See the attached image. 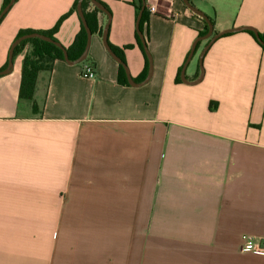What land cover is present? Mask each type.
Wrapping results in <instances>:
<instances>
[{
    "label": "crops",
    "instance_id": "crops-1",
    "mask_svg": "<svg viewBox=\"0 0 264 264\" xmlns=\"http://www.w3.org/2000/svg\"><path fill=\"white\" fill-rule=\"evenodd\" d=\"M75 1L14 0L0 21V71L20 31L51 30ZM99 1L108 43L132 46L126 66L143 81L137 0ZM190 2L214 34L264 33V0ZM146 7L154 71L142 86L119 82L102 12L84 62L40 73L37 112L19 97L23 54L0 76V264H264L241 251L244 235L264 237V49L248 32L224 35L204 56L202 81L177 83L206 22L182 0ZM80 28L73 14L55 37L69 48ZM87 64L96 79L82 77Z\"/></svg>",
    "mask_w": 264,
    "mask_h": 264
},
{
    "label": "trees",
    "instance_id": "trees-1",
    "mask_svg": "<svg viewBox=\"0 0 264 264\" xmlns=\"http://www.w3.org/2000/svg\"><path fill=\"white\" fill-rule=\"evenodd\" d=\"M80 0H76L70 9L68 13L63 15L56 25L51 29L47 31H35V30H22L18 33L15 39L27 35V34H32V33H40L43 35H46L50 38H52L54 41L59 42L58 39L55 37L57 32L59 31L62 23L71 15L77 14V8H78V3ZM99 1V0H98ZM10 0H6L3 9L9 4ZM107 10L110 12L109 8L99 1ZM137 13L139 14L140 10L143 7V2L142 0H137L135 3ZM2 9V10H3ZM82 9L85 15L86 22L92 32V34L98 33L102 35V29L99 26V21H98V15L101 12L98 10L95 6H93L91 0H83L82 3ZM148 16L149 12L147 7L145 8L141 22H140V29L142 33L144 34L145 32V23L148 22ZM79 17V16H78ZM80 19V18H79ZM213 23V20H212ZM81 28L79 33L76 35L72 45L69 48H65L68 51L69 58L71 60H75L78 57L81 56L83 53L86 42H87V33L85 31V28L80 20ZM147 32V31H146ZM208 32V25L206 23L205 30L200 33V36L205 35ZM250 35L254 37V39L257 41L255 35L253 32H248ZM148 36V35H147ZM261 38L264 41V33L260 34ZM145 37V36H144ZM146 39V38H145ZM138 45L140 49L142 50L145 58H146V66H145V71L140 80H144L148 74V69H149V63L147 60V57L145 55L143 45L141 43V40L139 36L137 37ZM147 42V39H146ZM258 42V41H257ZM60 43V42H59ZM259 44V43H258ZM110 45V44H109ZM260 45V44H259ZM263 49L264 47L260 45ZM112 50L122 59L124 64L126 65V61L124 58V51L123 49H130L132 46L128 45L123 47V49L116 48L112 45H110ZM23 54L22 62H21V83H20V89H19V97L22 100H28L31 102L32 109L37 112L38 105L34 101V94L36 91V86L38 82V78L40 73L42 72H51L53 69V65L57 60L64 61V56H63V51L57 47L56 45L45 42L43 40L34 38V39H27L22 41L14 51V57H13V63L15 62L16 58ZM8 65V63H7ZM6 65V67H7ZM5 67V68H6ZM181 70L180 69L178 76H177V83H181ZM119 82L124 83L128 85V80L125 74L124 67L122 65H119Z\"/></svg>",
    "mask_w": 264,
    "mask_h": 264
},
{
    "label": "water",
    "instance_id": "water-1",
    "mask_svg": "<svg viewBox=\"0 0 264 264\" xmlns=\"http://www.w3.org/2000/svg\"><path fill=\"white\" fill-rule=\"evenodd\" d=\"M91 1H92L93 6H95L102 13L106 14L107 17H108V19H109V23L107 24L106 28L103 31V44H104L105 49L107 50V52L110 54V56L117 63H119L120 65H122L124 67V70H125V74H126L128 83L131 86L137 87V86H142V85L146 84L151 79V77L153 75V71H154L153 57H152V54L149 51V48H148L146 39L144 37V34L142 33V31L140 29L141 18H142V15H143L144 10L146 8V0H142L143 7H142V9L140 10V12L138 14L137 22H136L137 34H138V36H139V38L141 40V43L143 45V49H144L145 55H146L147 60H148V63H149L148 74H147L146 78L143 81H141V82H136L132 78L128 67L124 64V62L122 61V59L112 50V48L110 47V45L108 43V29H109L110 18H111L110 13L108 12V10L98 0H91ZM182 1H183V3L186 5V7L189 10H191L194 14H196L197 16H199L202 19H204V21L208 25V32L205 35L200 36V37H198L196 39V41L194 42V44L192 46V49L190 51V54H189L186 62L184 63V65L182 67V70H181V80L184 83H188V84H198L199 82L202 81V79L204 77V74H205V70H204V67H203L204 56H205L206 52L208 51V49L210 48V46L217 39H219L220 37H222L224 35L234 34V33H239V32H253L254 35H255V37H256V39H257V41H258V43L264 47V41L261 38L260 33L254 27H250V26L236 27V28L226 29V30H224L222 32H219V33L214 34V25L212 23V20L203 11H201L195 5H193L190 2V0H182ZM13 3H14V0H10L9 4L1 11V13H0V21L7 14V12L10 10V8H11V6H12ZM82 3H83V0H80L79 3H78L77 13H78V16H79V18H80V20H81V22H82V24H83V26L85 28V31L87 33V42H86L85 49H84V51H83V53L81 54L80 57H78L75 60H71L69 58L68 51L65 49V47H63L59 42L54 41L52 38H50V37H48L46 35H43V34H40V33L27 34V35L21 36V37L15 39L13 41V43L11 45V48H10V51H9L8 65H7V67L5 69H3V70L0 71V76H5V75H8V74L11 73V71H12V69L14 67L13 57H14L15 48L22 41L27 40V39L37 38V39L43 40L45 42H49V43H52V44L56 45L57 47H59L63 51L64 61L66 63L70 64V65L84 62L87 59V56H88V52H89V48H90V43H91V39H92V35L93 34H92V32H91V30H90V28H89V26H88V24L86 22L85 15H84V12H83V9H82ZM206 39H209L210 41L208 42V44L206 45V47L203 49V51H202V53L200 55V60H199V64H200V75H199V77L196 80L189 81L188 78H187V76H186L187 68H188V66H189L192 58L195 55V52H196L198 43L200 41L206 40Z\"/></svg>",
    "mask_w": 264,
    "mask_h": 264
},
{
    "label": "built area",
    "instance_id": "built-area-1",
    "mask_svg": "<svg viewBox=\"0 0 264 264\" xmlns=\"http://www.w3.org/2000/svg\"><path fill=\"white\" fill-rule=\"evenodd\" d=\"M149 9L150 11L155 12L156 6H154L153 3H150ZM81 75L88 80L96 79L97 73L95 66L92 64L85 65ZM241 251L264 257V237L244 235L242 237Z\"/></svg>",
    "mask_w": 264,
    "mask_h": 264
}]
</instances>
